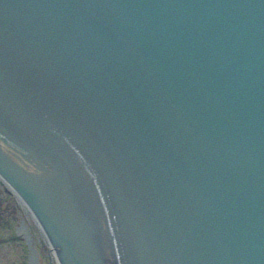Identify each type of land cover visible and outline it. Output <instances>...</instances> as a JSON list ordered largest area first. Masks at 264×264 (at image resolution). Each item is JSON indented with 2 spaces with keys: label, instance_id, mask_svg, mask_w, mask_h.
<instances>
[{
  "label": "water",
  "instance_id": "obj_1",
  "mask_svg": "<svg viewBox=\"0 0 264 264\" xmlns=\"http://www.w3.org/2000/svg\"><path fill=\"white\" fill-rule=\"evenodd\" d=\"M34 1L0 0V169L61 263L264 264V0ZM72 31L81 68L41 60Z\"/></svg>",
  "mask_w": 264,
  "mask_h": 264
},
{
  "label": "rangeland",
  "instance_id": "obj_2",
  "mask_svg": "<svg viewBox=\"0 0 264 264\" xmlns=\"http://www.w3.org/2000/svg\"><path fill=\"white\" fill-rule=\"evenodd\" d=\"M0 264H58L33 215L1 179Z\"/></svg>",
  "mask_w": 264,
  "mask_h": 264
},
{
  "label": "bare ground",
  "instance_id": "obj_3",
  "mask_svg": "<svg viewBox=\"0 0 264 264\" xmlns=\"http://www.w3.org/2000/svg\"><path fill=\"white\" fill-rule=\"evenodd\" d=\"M22 228H23V230H25L27 232V228L24 224L22 225Z\"/></svg>",
  "mask_w": 264,
  "mask_h": 264
}]
</instances>
